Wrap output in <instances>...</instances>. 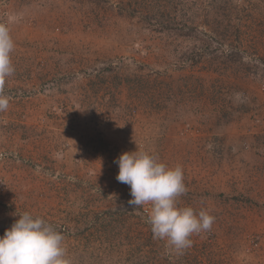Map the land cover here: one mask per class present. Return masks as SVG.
Here are the masks:
<instances>
[{
	"label": "rangeland",
	"instance_id": "rangeland-1",
	"mask_svg": "<svg viewBox=\"0 0 264 264\" xmlns=\"http://www.w3.org/2000/svg\"><path fill=\"white\" fill-rule=\"evenodd\" d=\"M0 236L28 212L70 264H264V0H0ZM183 169L210 230L180 252L114 160Z\"/></svg>",
	"mask_w": 264,
	"mask_h": 264
},
{
	"label": "clouds",
	"instance_id": "clouds-1",
	"mask_svg": "<svg viewBox=\"0 0 264 264\" xmlns=\"http://www.w3.org/2000/svg\"><path fill=\"white\" fill-rule=\"evenodd\" d=\"M14 47L9 30L0 26V112L9 107L4 84L15 71L10 55ZM114 163L119 168L116 180L130 189L128 207L151 206L146 223L153 239L180 252L191 247L193 234L211 229L214 217L206 211L177 206V198L187 191L180 165L168 167L157 156L137 150L121 153ZM63 241L45 219L25 212L0 236V264H70Z\"/></svg>",
	"mask_w": 264,
	"mask_h": 264
}]
</instances>
